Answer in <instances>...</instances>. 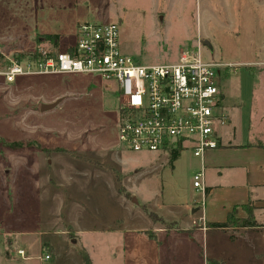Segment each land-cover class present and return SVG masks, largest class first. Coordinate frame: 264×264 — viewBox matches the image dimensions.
<instances>
[{
  "label": "rangeland",
  "instance_id": "1",
  "mask_svg": "<svg viewBox=\"0 0 264 264\" xmlns=\"http://www.w3.org/2000/svg\"><path fill=\"white\" fill-rule=\"evenodd\" d=\"M83 21L118 23L122 51L143 65L175 62L187 47L223 64V107L243 131L250 120L251 134L264 131V0H0V56L65 50ZM120 122L117 86L99 73L0 77V264H84L81 249L95 264H120V230L147 227V211L171 227L205 220L202 209L192 213L202 192L192 150L174 168L172 150L128 149ZM174 236L160 234L165 264H220L207 252L258 262L222 231H196L192 243L188 233Z\"/></svg>",
  "mask_w": 264,
  "mask_h": 264
},
{
  "label": "built area",
  "instance_id": "2",
  "mask_svg": "<svg viewBox=\"0 0 264 264\" xmlns=\"http://www.w3.org/2000/svg\"><path fill=\"white\" fill-rule=\"evenodd\" d=\"M77 30L72 51L51 54L40 49L36 61L21 58V53L4 56L8 64L0 67V77L13 82L19 75L99 73L117 86L119 138L128 149L190 148L204 160L208 151L219 148L220 129L228 122L219 87L223 64L204 60L199 51L187 47L175 62L143 65L122 51L118 23L83 21ZM204 178L203 163L194 174V186L205 197ZM18 253L24 255L25 250Z\"/></svg>",
  "mask_w": 264,
  "mask_h": 264
},
{
  "label": "crops",
  "instance_id": "3",
  "mask_svg": "<svg viewBox=\"0 0 264 264\" xmlns=\"http://www.w3.org/2000/svg\"><path fill=\"white\" fill-rule=\"evenodd\" d=\"M1 54L3 57L7 55L3 52ZM221 99L223 100L222 95ZM223 109L228 116V122L220 129L219 148L208 151L204 160L195 157L192 153L197 161L195 173L204 163V187L208 191L205 197L201 192L192 213L195 214L202 209L201 216H204L206 223L224 222L229 212L236 207L238 217H248L249 212L242 206L251 203L254 208L252 213L260 226L225 229L201 228L197 222L201 217L195 218L194 215L192 221L186 223V226L178 221H173L177 225L171 227L167 224L170 222L166 223L165 220L162 222L163 225L151 220L147 227H127L120 230L121 243L115 255L116 258H120V264H165L162 258L160 234L177 235L174 237H178L188 233L190 237L187 239L192 243L196 241L194 237L196 231H202L206 238L209 232L213 231L227 233L233 245L242 242V245L249 247V249L238 248L239 253L250 252L251 256L258 260L257 264H264V131L258 133V136L251 134L249 128L251 120L249 126L246 125L247 128L243 131L241 118L237 120L233 112L224 107ZM262 115L264 120V112ZM181 151L179 150L180 155L173 163L174 168L180 161ZM152 228L155 234L151 237L146 231ZM107 232L115 233L112 229ZM82 252L81 249L80 255ZM206 260L230 264L226 256L224 257L219 252L215 254L207 252ZM92 263L95 264L93 260Z\"/></svg>",
  "mask_w": 264,
  "mask_h": 264
},
{
  "label": "trees",
  "instance_id": "4",
  "mask_svg": "<svg viewBox=\"0 0 264 264\" xmlns=\"http://www.w3.org/2000/svg\"><path fill=\"white\" fill-rule=\"evenodd\" d=\"M46 37L48 40H50L52 43H54L56 46H58L59 36L57 34H50V35H47ZM73 48H74V43L69 45L65 50L72 51ZM54 53H55V51H52L51 54H54ZM27 56L33 57V60L36 61L38 59V57L40 56V49L37 48V49H34L32 51L23 52L20 54L21 58H26ZM0 59H1L0 65L8 64V62H6V63L3 62V60H4L3 56H0ZM1 67H3V66H1ZM179 155H180L179 150H174L173 156H172V162L175 161L179 157ZM119 191L121 193H125L123 186H120ZM205 191H206V195H207V193H208L207 188L205 189ZM125 195L127 197L129 196L128 193H125ZM147 213H148L149 217L152 218V220L157 221L158 215L156 213L150 212V211L149 212L147 211ZM159 221H162V220H159ZM258 226H260V223L257 222V220L254 217V214L250 211V209H249V215L246 218L236 217L232 211V212H229L228 217H227L226 221H224V222L207 223V227H216V228H222V229L230 228V227L237 228V227H258ZM146 233L148 235H150L151 237L153 236L152 234H150L149 231H146ZM81 256H82L84 264H93L89 254L87 252H82ZM211 261L212 260H209V262H211ZM210 264H213V263H210Z\"/></svg>",
  "mask_w": 264,
  "mask_h": 264
},
{
  "label": "water",
  "instance_id": "5",
  "mask_svg": "<svg viewBox=\"0 0 264 264\" xmlns=\"http://www.w3.org/2000/svg\"><path fill=\"white\" fill-rule=\"evenodd\" d=\"M205 45L208 46V48H210L211 52H214L213 45L208 40L205 41ZM60 101L61 100H57L56 102H53V103L43 104L41 109L43 111H46V110H49L51 108H54L59 104Z\"/></svg>",
  "mask_w": 264,
  "mask_h": 264
}]
</instances>
